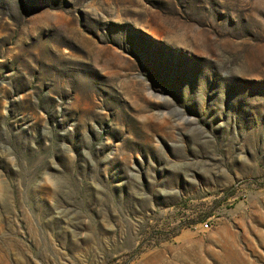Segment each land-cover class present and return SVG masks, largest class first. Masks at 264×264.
<instances>
[{
  "label": "rangeland",
  "instance_id": "1",
  "mask_svg": "<svg viewBox=\"0 0 264 264\" xmlns=\"http://www.w3.org/2000/svg\"><path fill=\"white\" fill-rule=\"evenodd\" d=\"M245 178L264 0H0V264H264Z\"/></svg>",
  "mask_w": 264,
  "mask_h": 264
},
{
  "label": "built area",
  "instance_id": "2",
  "mask_svg": "<svg viewBox=\"0 0 264 264\" xmlns=\"http://www.w3.org/2000/svg\"><path fill=\"white\" fill-rule=\"evenodd\" d=\"M260 183H264V179L262 180V182H260V178L240 179L231 187L232 192L230 193L228 199L235 200L237 198H246L249 195L251 189H253L254 187H260ZM209 224L210 223L208 220L204 222L205 226H209Z\"/></svg>",
  "mask_w": 264,
  "mask_h": 264
},
{
  "label": "trees",
  "instance_id": "3",
  "mask_svg": "<svg viewBox=\"0 0 264 264\" xmlns=\"http://www.w3.org/2000/svg\"><path fill=\"white\" fill-rule=\"evenodd\" d=\"M231 192H232V190H231ZM206 216V215H205ZM184 218V217H183Z\"/></svg>",
  "mask_w": 264,
  "mask_h": 264
}]
</instances>
